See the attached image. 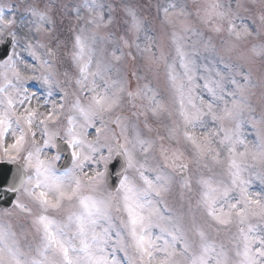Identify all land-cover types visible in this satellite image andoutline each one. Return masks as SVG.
<instances>
[{
    "label": "snow or ice",
    "instance_id": "1",
    "mask_svg": "<svg viewBox=\"0 0 264 264\" xmlns=\"http://www.w3.org/2000/svg\"><path fill=\"white\" fill-rule=\"evenodd\" d=\"M0 264H264V0H0Z\"/></svg>",
    "mask_w": 264,
    "mask_h": 264
},
{
    "label": "water",
    "instance_id": "2",
    "mask_svg": "<svg viewBox=\"0 0 264 264\" xmlns=\"http://www.w3.org/2000/svg\"><path fill=\"white\" fill-rule=\"evenodd\" d=\"M12 171V165L0 163V183H2L4 180L10 179ZM0 191H2V187H0ZM8 202L9 197L4 196L2 199H0V207H9L10 205H8Z\"/></svg>",
    "mask_w": 264,
    "mask_h": 264
}]
</instances>
